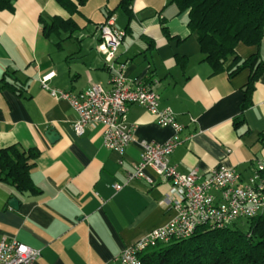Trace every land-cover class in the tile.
I'll use <instances>...</instances> for the list:
<instances>
[{
  "label": "crops",
  "instance_id": "crops-1",
  "mask_svg": "<svg viewBox=\"0 0 264 264\" xmlns=\"http://www.w3.org/2000/svg\"><path fill=\"white\" fill-rule=\"evenodd\" d=\"M117 2L87 0L72 15L77 28L48 37L39 19L69 17L54 0H16L12 11L0 12V79L14 72L22 88L18 94L0 91V148L16 144L38 151L30 171L35 194L0 182V240L40 249L34 264H121L117 257L125 247L175 214L168 180L150 167L143 169L150 182L128 177L140 159L139 142L161 144L170 127L158 125L143 106L129 105L126 122L136 142L119 155L103 146L99 124L76 135L77 115L67 100L40 86V78L53 72L51 88H109L99 32L109 14L124 32L117 59L126 64V77L147 83L159 95V107L171 108L183 126L182 142L169 158L178 172L196 169L204 178L226 166L244 181L264 163V72L241 109L249 69L230 77L231 57L223 71L213 72L186 27L187 11L178 12L169 0H133L129 14ZM255 54L264 61V38L258 46L235 47L242 60ZM50 129L58 136L53 142L46 135ZM10 199L18 201L16 209Z\"/></svg>",
  "mask_w": 264,
  "mask_h": 264
},
{
  "label": "built area",
  "instance_id": "built-area-1",
  "mask_svg": "<svg viewBox=\"0 0 264 264\" xmlns=\"http://www.w3.org/2000/svg\"><path fill=\"white\" fill-rule=\"evenodd\" d=\"M100 48L105 54L109 73V88L91 84L73 92L51 88L49 80L54 73L43 75L40 86L56 98L67 100L77 118L73 123L76 135H82L90 124L101 126L105 148L123 155L134 142V128L126 122L129 105L143 106L160 126H168L171 136L161 144L139 142L140 159L129 178L142 177L150 182L143 169L150 167L170 183L168 200L175 214L162 227L151 230L133 244L125 247L117 257L121 264H140L139 252L159 243L187 239L202 226L224 228L240 220H249L264 213V163L259 162L251 174L242 180L232 167L218 166L201 178L196 169L180 173L169 160L173 150L182 142L183 126L176 120L171 108L159 107V95L145 82L126 77V64L117 59L124 32L116 30L114 18L109 16L99 26ZM119 190L121 185L114 184ZM40 249L32 248L15 239L1 238L0 264H34Z\"/></svg>",
  "mask_w": 264,
  "mask_h": 264
},
{
  "label": "trees",
  "instance_id": "trees-1",
  "mask_svg": "<svg viewBox=\"0 0 264 264\" xmlns=\"http://www.w3.org/2000/svg\"><path fill=\"white\" fill-rule=\"evenodd\" d=\"M15 1L0 0V12L12 11ZM54 1L69 17L54 16L48 22L39 19L46 37L61 31L71 33L77 28L72 15L87 0ZM132 1L119 0L117 8L130 14ZM169 1L178 12H188L186 27L195 33L203 60L211 65L213 72L223 71L231 57L227 67L230 77L249 69L248 80L241 90V109L247 107L255 82L264 72V61L256 54L242 60L235 55V47L239 43L253 46L261 43L264 38V0ZM13 73L5 72L0 79V91L7 89L17 94L21 91ZM240 122L235 121V125ZM261 142H264V135ZM37 156V150H22L16 144L0 148V182L13 186L19 193L35 194L37 188L30 179V171ZM242 222L248 224L247 231L240 227ZM139 260L140 264H264V213L224 228L199 227L187 239L159 243L139 252Z\"/></svg>",
  "mask_w": 264,
  "mask_h": 264
},
{
  "label": "water",
  "instance_id": "water-1",
  "mask_svg": "<svg viewBox=\"0 0 264 264\" xmlns=\"http://www.w3.org/2000/svg\"><path fill=\"white\" fill-rule=\"evenodd\" d=\"M46 135L50 142H53L57 139L56 137H58L56 132L51 129L46 132ZM8 203L14 209H16L18 206V201L16 199H10Z\"/></svg>",
  "mask_w": 264,
  "mask_h": 264
},
{
  "label": "rangeland",
  "instance_id": "rangeland-1",
  "mask_svg": "<svg viewBox=\"0 0 264 264\" xmlns=\"http://www.w3.org/2000/svg\"><path fill=\"white\" fill-rule=\"evenodd\" d=\"M240 227L242 228V230L247 231V229H248V224L242 222V223L240 224Z\"/></svg>",
  "mask_w": 264,
  "mask_h": 264
}]
</instances>
